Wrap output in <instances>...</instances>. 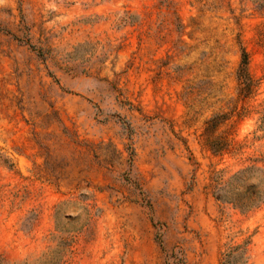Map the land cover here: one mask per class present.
Segmentation results:
<instances>
[{
    "label": "rangeland",
    "instance_id": "obj_1",
    "mask_svg": "<svg viewBox=\"0 0 264 264\" xmlns=\"http://www.w3.org/2000/svg\"><path fill=\"white\" fill-rule=\"evenodd\" d=\"M243 172L264 0H0V264H264Z\"/></svg>",
    "mask_w": 264,
    "mask_h": 264
},
{
    "label": "trees",
    "instance_id": "obj_2",
    "mask_svg": "<svg viewBox=\"0 0 264 264\" xmlns=\"http://www.w3.org/2000/svg\"><path fill=\"white\" fill-rule=\"evenodd\" d=\"M247 61H248L247 54H244V61L242 63V69H241L242 71H246L248 65ZM245 172L240 173L239 175L233 177L232 181L229 182L227 186L219 190L220 194L218 196V199L233 204L235 207H237L243 212H250L264 203V192H261L260 194L253 193L251 197L240 196L239 198L238 197L236 198L232 196V193L230 191V188L233 185V183L239 180L240 176H242Z\"/></svg>",
    "mask_w": 264,
    "mask_h": 264
}]
</instances>
